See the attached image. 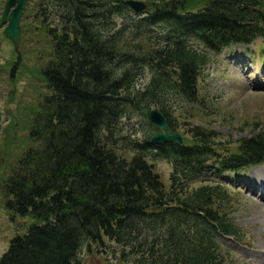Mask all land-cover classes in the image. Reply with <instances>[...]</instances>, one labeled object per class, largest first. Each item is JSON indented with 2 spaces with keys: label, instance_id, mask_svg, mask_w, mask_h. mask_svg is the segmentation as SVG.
Returning a JSON list of instances; mask_svg holds the SVG:
<instances>
[{
  "label": "trees",
  "instance_id": "16d2710c",
  "mask_svg": "<svg viewBox=\"0 0 264 264\" xmlns=\"http://www.w3.org/2000/svg\"><path fill=\"white\" fill-rule=\"evenodd\" d=\"M147 1L157 8L136 14L110 0H38L40 21L56 18L45 28L51 43L40 70L48 93L29 126L33 145L3 184L6 209L32 222L10 239L0 264H83L81 247L103 246L105 237L124 263L236 264L220 242L241 241L232 194L217 181L191 183L209 166L264 162V132L216 160L211 132L198 125L189 142H151L158 129L140 109H158L177 131L171 100H198L210 53L264 39V5L204 0L191 10ZM151 158L171 165L168 189Z\"/></svg>",
  "mask_w": 264,
  "mask_h": 264
},
{
  "label": "rangeland",
  "instance_id": "374dc122",
  "mask_svg": "<svg viewBox=\"0 0 264 264\" xmlns=\"http://www.w3.org/2000/svg\"><path fill=\"white\" fill-rule=\"evenodd\" d=\"M4 2L0 0V15ZM37 2L27 0L23 8L18 44L20 60L13 78L10 77V70L18 53L3 32L5 22L0 23V256L7 249L10 239L24 233L32 222L29 216L12 214L6 209L3 184L19 166L23 153L33 145L28 133L29 126L43 96L48 93L40 70L48 58L51 43L45 28L54 25L56 18L51 16L44 23L41 22L35 13ZM203 2L185 0L184 6L196 10L203 6ZM259 3L264 5V0H259ZM113 17L117 24L121 22V16L115 14ZM233 59L242 62L243 67L235 64ZM211 68H214V74ZM148 78L149 74H146L141 80L144 83ZM197 88L196 102L189 103L180 98L171 100L172 117L178 123L177 131L184 135L187 142L192 139L188 130L193 126L198 125L211 132L216 160L238 153V145L243 138L264 132L262 38H255L249 46L231 45L218 53H210L209 61L202 67ZM132 120L136 124L144 123L143 116L138 113L133 115ZM120 152L128 157L131 154L123 150ZM150 163L168 189L171 165L161 158H151ZM261 165L262 168L253 171L256 166L248 163L242 165L234 171V176L230 175L229 170L221 173V170L216 172L214 167L209 166L210 170L207 169L203 176L204 180L223 181L234 194L231 218L241 241L222 236L220 242L223 249L229 250L236 264H264V162ZM257 170H262V180L254 179L253 173ZM201 183L202 180L198 179L191 184L197 186ZM119 249L115 242L105 237L103 246L92 243L89 247H81L80 257L83 264H130L120 260Z\"/></svg>",
  "mask_w": 264,
  "mask_h": 264
},
{
  "label": "water",
  "instance_id": "95a60500",
  "mask_svg": "<svg viewBox=\"0 0 264 264\" xmlns=\"http://www.w3.org/2000/svg\"><path fill=\"white\" fill-rule=\"evenodd\" d=\"M27 0H5L3 9L0 15V23L5 22L3 27V32L9 39L13 42L15 50L18 53V56L11 67L10 77L13 78L18 62L20 60V54L18 51V44L20 38V18L23 12ZM112 3H119L128 6L134 13H147L150 11L151 6L146 0H110ZM178 1V0H177ZM181 0L180 4L183 5ZM171 3L170 7L175 8V0H169ZM165 5H168V1L165 2ZM142 114H145L148 122L158 129V132L150 136L149 140L151 142H168L173 141L178 144H182L185 140L184 136L177 132L172 131L166 121L165 116L161 111L156 108H146L143 107L140 109Z\"/></svg>",
  "mask_w": 264,
  "mask_h": 264
},
{
  "label": "bare ground",
  "instance_id": "6f19581e",
  "mask_svg": "<svg viewBox=\"0 0 264 264\" xmlns=\"http://www.w3.org/2000/svg\"><path fill=\"white\" fill-rule=\"evenodd\" d=\"M264 170V169H263ZM262 170H257L253 173V177L254 179L257 181V180H262L263 179V176H260L261 175V172ZM255 181V183H256Z\"/></svg>",
  "mask_w": 264,
  "mask_h": 264
}]
</instances>
